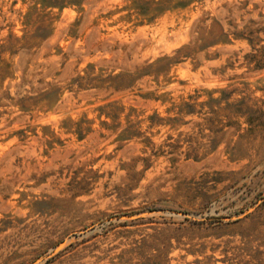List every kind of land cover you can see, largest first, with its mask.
<instances>
[{
  "label": "rangeland",
  "instance_id": "obj_1",
  "mask_svg": "<svg viewBox=\"0 0 264 264\" xmlns=\"http://www.w3.org/2000/svg\"><path fill=\"white\" fill-rule=\"evenodd\" d=\"M0 264H264V0H0Z\"/></svg>",
  "mask_w": 264,
  "mask_h": 264
}]
</instances>
